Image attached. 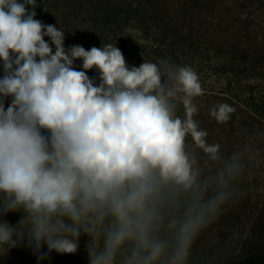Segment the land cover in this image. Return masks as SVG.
<instances>
[{
	"label": "clouds",
	"instance_id": "clouds-1",
	"mask_svg": "<svg viewBox=\"0 0 264 264\" xmlns=\"http://www.w3.org/2000/svg\"><path fill=\"white\" fill-rule=\"evenodd\" d=\"M35 5L0 0V252L26 239L74 254L83 235L89 264H189L231 196L204 199L186 151L188 137L212 161L221 148L193 119L196 71L167 59L130 68L116 43L66 49L65 32L37 20ZM234 111L218 104L210 115L224 123ZM182 194L183 216L166 219ZM16 212V225L3 219Z\"/></svg>",
	"mask_w": 264,
	"mask_h": 264
},
{
	"label": "trees",
	"instance_id": "trees-1",
	"mask_svg": "<svg viewBox=\"0 0 264 264\" xmlns=\"http://www.w3.org/2000/svg\"><path fill=\"white\" fill-rule=\"evenodd\" d=\"M35 6V18L45 24V0H36ZM105 25L104 43H116L130 68L167 59L177 67H192L199 77L203 94L193 99L198 108L193 119L208 132L207 142L219 143L221 148L218 159L212 161L188 137L186 151L197 161L200 179L206 181L203 198L219 190L230 191L231 196L226 210L194 242L189 264H209V260L212 264H264V230L260 228L264 187L261 200H255L253 193L255 181L264 185V162L259 159L264 156V40L223 0H111ZM218 104L235 109L227 122L219 123L210 115ZM177 115H185L179 103ZM233 164L239 170L229 172ZM189 200V194H182L178 206L165 209L166 219L182 217ZM234 227L244 233L237 237V248L224 249L235 243V235L229 232ZM87 240L81 236L74 254L52 251L47 255L43 250L46 259L39 264H89ZM220 241L221 249L216 248ZM212 250L218 253L211 255Z\"/></svg>",
	"mask_w": 264,
	"mask_h": 264
},
{
	"label": "rangeland",
	"instance_id": "rangeland-1",
	"mask_svg": "<svg viewBox=\"0 0 264 264\" xmlns=\"http://www.w3.org/2000/svg\"><path fill=\"white\" fill-rule=\"evenodd\" d=\"M223 5L240 13L244 20L252 26L255 32L254 35L264 40V0H223ZM109 7H111V0H45L43 18L46 25L60 27L65 32L66 49L79 45L86 50H90L92 47H100L101 44H106L103 40L106 34H108V27L105 24L108 20ZM75 66L77 69H82V61L77 60ZM88 75L96 84H99V73L95 69L88 72ZM259 159L262 163L264 162V156ZM258 182L259 180L253 183L255 200L263 198L261 194L264 185ZM262 182L264 183V181ZM255 189L259 191L256 195ZM21 217L22 213L16 212L8 213L3 219L11 225H16ZM237 223L239 224V222ZM260 228L264 230V219ZM229 232L235 235V243L232 247L225 245L224 249L230 250V248H237V237H239V233L242 232L243 234L244 230L240 229L239 232L234 227ZM217 239L219 242V236ZM222 242L220 241V245L218 244L216 248L220 247L221 249ZM43 250L47 251V255L49 254L46 245H43L38 252L34 245H30L25 239L18 246L5 252H0V264H33V261L38 264L39 262L43 263L42 260L46 259ZM210 253H212L211 255H215L218 252L212 250ZM211 262L209 260V264H212Z\"/></svg>",
	"mask_w": 264,
	"mask_h": 264
}]
</instances>
